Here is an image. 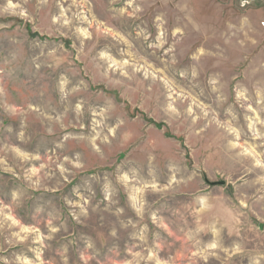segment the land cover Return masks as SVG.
I'll return each instance as SVG.
<instances>
[{"label":"rangeland","instance_id":"374dc122","mask_svg":"<svg viewBox=\"0 0 264 264\" xmlns=\"http://www.w3.org/2000/svg\"><path fill=\"white\" fill-rule=\"evenodd\" d=\"M0 264H264V0H0Z\"/></svg>","mask_w":264,"mask_h":264}]
</instances>
